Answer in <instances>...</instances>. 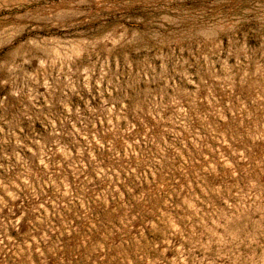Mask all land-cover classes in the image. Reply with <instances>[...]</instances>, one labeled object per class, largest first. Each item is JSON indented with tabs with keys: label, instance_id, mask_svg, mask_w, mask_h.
I'll return each instance as SVG.
<instances>
[{
	"label": "rangeland",
	"instance_id": "1",
	"mask_svg": "<svg viewBox=\"0 0 264 264\" xmlns=\"http://www.w3.org/2000/svg\"><path fill=\"white\" fill-rule=\"evenodd\" d=\"M0 264H264V0H0Z\"/></svg>",
	"mask_w": 264,
	"mask_h": 264
}]
</instances>
